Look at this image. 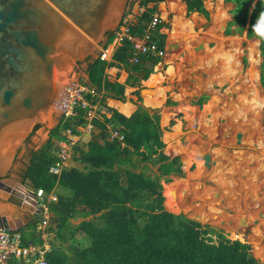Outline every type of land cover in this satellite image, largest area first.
<instances>
[{
    "label": "trees",
    "instance_id": "trees-1",
    "mask_svg": "<svg viewBox=\"0 0 264 264\" xmlns=\"http://www.w3.org/2000/svg\"><path fill=\"white\" fill-rule=\"evenodd\" d=\"M165 1L180 3L178 15L181 17L197 13L209 19L204 7L207 0H142V4H153V7L135 22L133 34L140 35L144 23L157 11L158 4ZM223 2L233 5L232 20L224 34H231L234 26L237 33L245 30L247 39L259 43L258 79L264 88V0ZM163 27L167 25H157L152 41L163 50V58L178 54L176 59L183 62L180 51L184 45L161 34ZM113 38L111 34L104 48ZM130 54V45L124 42L113 52L111 61L98 57L88 64L85 71L88 83L101 93L100 98L89 97L93 103L99 101L102 105L107 97L122 101L126 85L139 86L150 74L161 72L162 59L142 57L140 63L131 65L127 61ZM241 63H245L244 58ZM112 67L117 68V76L123 71L127 73L124 84L106 73ZM135 94L140 98L139 91ZM206 99L203 95L190 102L191 118L201 110ZM108 110L109 118L101 115L90 121L96 131L90 139L74 145L71 160L79 168L65 169L60 176L48 172L56 160L61 131L70 128L78 135V128L86 126V111L80 108L71 118L60 122L47 143L30 159L27 177L35 190L42 189L48 194L58 186L71 193L49 205L56 225L54 240L68 244L64 249L53 245L44 255L47 264H261L253 256L247 239H231L221 229L165 209L162 181L170 183V176L184 179L195 165L182 163L172 150L165 148L159 110L138 105L129 117ZM111 130H116L122 138H110ZM77 216L84 218L77 225V231L64 234L67 222ZM78 233L88 239L87 247L83 248L81 241L76 240Z\"/></svg>",
    "mask_w": 264,
    "mask_h": 264
},
{
    "label": "rangeland",
    "instance_id": "rangeland-1",
    "mask_svg": "<svg viewBox=\"0 0 264 264\" xmlns=\"http://www.w3.org/2000/svg\"><path fill=\"white\" fill-rule=\"evenodd\" d=\"M170 9L167 10L169 16L167 18L168 34L173 41L181 42L185 46L184 49L189 50V53H186V57L189 55L187 57L188 65L181 67L178 61L175 62L178 72L177 76L175 73L177 79L174 81L173 86L176 85V88L174 87L173 91L177 92V89H180L182 93H187L190 96L201 93L207 96V99L199 114H196L194 118H190L191 116L188 115L186 118L188 122L184 125L185 135L180 139L181 144L189 140L196 150L191 154L180 152L181 156L178 155L183 162L195 165L191 171L193 174L189 172L190 174H186L184 179L176 182L171 179V183L175 182L173 184H179L181 190L183 189L180 197H178L180 194L174 191L175 193L172 192L169 199L168 196H165L163 188L165 209L174 214H182L203 225L221 229L231 239L242 241L247 239L251 243L253 256L261 264H264V219L261 220V216L264 214L262 211L264 208V110L253 114L245 105L249 89L247 80L251 77L247 48L249 45H253L258 51V41L247 39L245 30L242 34L237 33L234 26L231 27V34L227 36L224 34L227 24L232 20V16L225 19V6L222 10L220 7L213 10L211 22H203L202 25L196 18L194 22L192 17L187 18L181 23L183 27L181 26L182 30L178 33L172 31L174 20H178V10ZM220 17L221 19H219ZM190 19L193 23V26L191 24L190 26L194 30H188V26H186L189 23L187 20ZM171 31L172 34H170ZM112 43L113 41L109 43V46ZM229 49L239 51V54L237 52L233 55L235 58L239 57V60L232 74L227 73L229 61L226 57H228ZM99 53L96 57L99 56ZM186 57L184 58L186 59ZM242 58L245 59L244 64L241 63ZM259 63L260 57L255 67L256 73ZM85 71L86 69L81 71L78 78L84 77ZM150 79L149 86L152 87L158 82L159 76L152 75ZM257 88L264 96V88L260 85L259 79ZM172 104L167 100L165 106ZM99 115L98 112L95 117L99 118ZM169 117H171V113H167L166 117L162 118L167 122L166 126L168 127L172 121L169 120ZM90 135L84 136V143L90 139ZM198 137L202 139L203 147H199ZM48 139L49 136L34 153L46 144ZM235 157L239 159V164L234 161ZM188 180L193 182L190 187L194 191L192 196L185 194L184 188H187L186 181ZM224 181H230L231 186L236 187L235 189L244 190L242 198L239 196L234 200L232 197L224 199L222 195H231V189L216 191V189H220L219 186ZM180 188L177 192L181 191ZM175 194L176 200L174 199ZM240 201H242L241 204ZM171 202H176V204L172 205ZM183 203L186 205L184 206ZM245 211L254 215L248 222L244 221L243 212ZM196 213L204 216L197 219ZM70 220L65 226L64 234L77 231V225L74 226ZM234 220H237L236 226L233 228L228 226L227 223H232ZM30 229L32 230V227L27 226L21 230L24 238H30L28 233L31 231ZM76 235L79 239L82 238V240L80 239L82 247L89 243L88 239L83 238L80 233Z\"/></svg>",
    "mask_w": 264,
    "mask_h": 264
},
{
    "label": "water",
    "instance_id": "water-1",
    "mask_svg": "<svg viewBox=\"0 0 264 264\" xmlns=\"http://www.w3.org/2000/svg\"><path fill=\"white\" fill-rule=\"evenodd\" d=\"M126 4L0 0V178L28 162L60 124L78 74L99 57ZM32 197L22 200L39 208ZM0 229L10 230L2 216Z\"/></svg>",
    "mask_w": 264,
    "mask_h": 264
},
{
    "label": "crops",
    "instance_id": "crops-1",
    "mask_svg": "<svg viewBox=\"0 0 264 264\" xmlns=\"http://www.w3.org/2000/svg\"><path fill=\"white\" fill-rule=\"evenodd\" d=\"M176 5H178V7H175ZM223 6H225V8H226L224 11L225 12L224 17L226 19L228 16H231L230 11L233 9V5L230 3H224L223 0H207L204 2V7L209 13V19L208 20H206L203 16L198 15L197 13H192L186 18L178 15V20H180L179 25H178L179 29L174 30V25H173L172 31L173 32L177 31V33L180 32L182 30L181 26L183 27V25L181 23L189 17L193 18V22H194V19L196 18L198 23H200V25H202L203 22L204 23L205 22L206 23L211 22L212 11L213 10L215 11L216 8H219V7L222 10ZM151 7H153V4H150L149 8H151ZM180 7H181L180 3L173 2V1H165V2L159 3L157 6V11L161 15L162 23L167 25V27H163L160 30V33L168 36L171 41H173V40L171 39V37L168 34L169 27H168V23H167L168 22L167 18H169V16H168L167 10H169L170 8H173V9L178 10L177 14H179ZM212 7H213V9H211ZM221 14H223V13H221ZM219 19H221V17ZM175 21H176V19L174 20V22ZM187 21H189L188 24H191V25L193 24L191 22V19L187 20ZM192 26H190V29H188V30H191V29L194 30V28H192ZM188 28H189V26H188ZM172 31L170 34L173 33ZM173 42L178 43L179 41L178 42L173 41ZM184 47L185 46H183L180 53L183 55V57H186V53L188 54L189 50H185ZM193 50H194V48H193ZM112 54H113V52L110 54V61H111ZM177 56H178V54L175 55V57L173 56V57L168 58V59L163 58L162 59L163 68H162L161 72H158L155 74H150L146 81H140L139 86L126 85L125 89H124V94H123L124 99L122 101L111 98V97H107V98H105L103 104L99 105L97 112H95L96 116H97V113L99 112L100 115L109 118L111 114H110V111L108 109L115 110L125 117L131 116L135 112V110L137 109L138 105H141V106H144V107H147L150 109H154V108L159 109L160 110V126L163 129L162 141L165 144V148L167 150H172L173 155L176 157H178V155L181 154L180 152H182L184 154L185 153L191 154L194 151H196L193 148V145L190 143L189 140L187 141L185 139L186 140L185 143L181 144L180 139L185 135V130H184L185 126L184 125L187 124V122H188L186 118L188 117V115L191 116V114H193V109L189 106L190 102L191 101H197L201 96H203L201 93L196 94L194 96L193 95L190 96L187 93H185V94L182 93L180 91V89H177V92L173 91L174 87L176 88V85L175 86H173V85H174L175 79H177L176 76H177V72H178V69H177L178 67L176 66V63H175L176 61H178L176 59ZM187 57H186V59L185 58L183 59L184 60L183 62L178 61L179 66L184 67V65L185 66L188 65L187 64L188 63ZM164 70H165V72H164ZM106 73L109 76H111L112 78L117 77V82L120 84H124L127 77H128L127 73L124 71L120 72L119 75L117 76V68H115V67L107 69ZM175 73H176V76H175ZM152 75L153 76L158 75L159 80H158V82H156L154 84V86L150 87L149 86V79ZM77 83L90 86L88 83V79H87L86 74L84 75V77L82 76L81 78H78ZM135 91H139L140 98L137 97V95L135 94ZM143 92H145V93H143ZM167 100L171 101L173 104L165 106ZM203 105H204V103H203ZM165 110H166V112H165ZM201 110H202V108H201ZM200 111L196 114H199ZM167 113H171V117H169V120H172L171 122L174 123V125L171 127L166 126L167 122L162 119V118L166 117ZM181 113H182V116L180 117ZM100 115H99V118L101 117ZM95 132H96L95 130L92 131V133H95ZM90 134L89 133L82 134L79 142L84 143V141H83L85 139L84 136H89ZM188 138H189V136L187 137V139ZM195 138H197V137H195ZM198 141H199L198 142L199 147L200 146L203 147L202 141L201 140H198ZM190 154H189V156H191ZM179 156H181V155H179ZM180 160L182 163L188 164V163L183 162L181 158H180ZM189 161H192V159H189ZM234 161H236V164H239V159L237 157H235ZM79 167H80L79 165H77L72 160H70L67 164L66 169L79 168ZM156 168L157 167L153 168V170H156ZM234 172H237V171H234ZM240 172H239V174L241 175ZM190 173H188V174H190ZM191 174H193V173H191ZM170 178L175 180V182L178 180H182V179H179V178L173 177V176H171ZM175 182H173V183H175ZM162 183H163V185H162L163 188L165 187V185L173 184L171 182L168 184H165L164 182H162ZM186 183H187V188L186 187L184 188V190L186 191L185 194H189L192 196L194 191L190 187L192 186L193 182L191 183L190 180H188V181H186ZM219 187H220V189H216L217 192L218 191L219 192L224 191L226 189L227 190L231 189V193H230L231 195H222V197L224 199L225 198L228 199V198L232 197L234 200V198L238 199L239 196H240V198H242L243 194L245 193L244 190L240 191L239 188L235 189L236 187L231 186L230 181H226V182L224 181L223 183L221 182ZM180 190H181V188H180ZM182 190L180 192H176V193L180 194L178 197L181 196V194L183 192ZM49 195L54 196L56 198V201H57L60 197L66 198V197L71 196V193H70V191L57 186L51 192H49L48 194H45V198L48 197ZM8 196H9V194H7V193L3 194V197L0 200V216L6 218L10 230L18 231L22 235V238L29 243L40 244L39 241H41V245H44L48 251H50L52 249L53 245L58 249H64L66 247V245L68 243H62L60 241L54 240V238H55L54 231H56V227H55L56 225L53 224V222H52L53 214L49 210V205H50V203H52V201L45 202L46 213L44 215L42 214L39 206H38L39 208L34 207L36 214L38 213V218H37V221L35 222V228H34L33 227L34 223L28 224L29 218L31 216L30 215L25 216L24 214H19L18 210L16 209V204L9 202ZM175 200H176V194H175ZM220 200H221V198H220ZM233 200H232V202H233ZM241 203H242V201H240V204ZM175 204H176V202H175ZM183 205L185 206L186 203H183ZM206 206H207V204H206ZM39 209H40V212H39ZM262 211H264V208L262 209ZM195 216L198 219L204 215L202 214V216H201L199 213H196ZM243 216H244V221L248 222L249 220H251L252 216H254V215H250V214H248V211H245V212H243ZM261 217H262L261 220L264 219L263 218L264 214ZM45 218H47L46 224L44 226L45 227V229H44L45 234L43 236H41L39 234L37 228L39 226H41L42 220L44 221ZM83 220H84V218L79 216L77 218H72L70 221L74 226H76L80 222H82ZM85 220H89V218H87ZM234 221L236 222L237 220H234ZM234 221H232V223ZM240 221H242V219H240ZM227 224H230V223H227ZM27 226L32 227V230L30 229L31 231L28 232L30 235V238H24L23 234L21 233V230ZM51 229H52V231H51ZM80 239L82 240L81 237H80ZM80 239H79V237H77L78 242L80 241ZM88 245H89V243H87V245L83 246V248L87 247Z\"/></svg>",
    "mask_w": 264,
    "mask_h": 264
},
{
    "label": "built area",
    "instance_id": "built-area-1",
    "mask_svg": "<svg viewBox=\"0 0 264 264\" xmlns=\"http://www.w3.org/2000/svg\"><path fill=\"white\" fill-rule=\"evenodd\" d=\"M150 4H142V0H127L125 11L120 18L119 25L114 33L113 43L107 48H102L99 53V58L104 61H110V54L126 42L130 45L131 54L128 57V63L135 65L141 62L142 57L163 59V50L157 48V45L152 41L153 32L158 24L162 23L161 15L158 11L153 13L150 19L144 23L140 29V35L133 34L135 22L149 8ZM90 98H100L101 93L97 92L92 86L77 83L70 93L69 102L66 110L60 117V122H65L71 118L75 110L85 109L87 120L84 128H78L80 134H75L70 128L61 131V139L57 144L55 151L56 160L50 166L48 172L55 176H60L62 171L67 168L68 162L71 160L72 149L76 143L80 141L81 135L91 133L93 127L90 121L95 117V112L101 105L98 102L93 103ZM122 137L116 130L110 131V138ZM33 198L36 199L41 212L46 213L45 202L56 201V198L49 195L45 198V193L42 189H37L33 193ZM44 205V206H43ZM47 218L42 220L38 232L41 236L45 234V224ZM44 245L29 243L22 238V235L15 230L0 229V264H47L44 255L47 252Z\"/></svg>",
    "mask_w": 264,
    "mask_h": 264
},
{
    "label": "flooded vegetation",
    "instance_id": "flooded-vegetation-1",
    "mask_svg": "<svg viewBox=\"0 0 264 264\" xmlns=\"http://www.w3.org/2000/svg\"><path fill=\"white\" fill-rule=\"evenodd\" d=\"M39 127L40 124L35 125L33 128L35 130ZM31 157L28 162L21 164L22 167L11 168L5 176L0 178V200L3 197V194H9L8 201L16 204V209L19 214H24L25 216L30 215L31 217L29 218L28 224H35L38 218V213L36 214L34 208L22 200V196L32 197V193H34L35 190L33 183L27 177Z\"/></svg>",
    "mask_w": 264,
    "mask_h": 264
},
{
    "label": "bare ground",
    "instance_id": "bare-ground-1",
    "mask_svg": "<svg viewBox=\"0 0 264 264\" xmlns=\"http://www.w3.org/2000/svg\"><path fill=\"white\" fill-rule=\"evenodd\" d=\"M179 21L180 20H176L174 22V24H173L174 30L179 29L178 28ZM186 26H189L188 29H190V24L187 23ZM233 50H230L228 57H226L227 61H229V66L227 68V73H229V74H232L234 72V69L237 67L238 60H239V57L235 58V56H233L237 52L239 54V51L236 52V50H234V51ZM247 56H248V60H249L250 70H251V72H250L251 77L247 80L249 89L247 90L248 91L247 102H245L246 103L245 105L249 108V110H251V112L253 114H257L259 111L264 110V96H262V94L258 91V88H257L258 87V79H257V73L255 72V67L258 64L259 56H258V51L256 50V48L253 45H249V47L247 48ZM150 80L153 81L152 79H150ZM226 172H228V171H226ZM179 188H180L179 184H177V185H175V184L165 185V187H164L165 196H168L170 199L171 193L174 191L177 192ZM172 196H173V194H172ZM171 203H172V205H175V203H173V202H171ZM234 224H235V221L233 223H230L228 226L233 228Z\"/></svg>",
    "mask_w": 264,
    "mask_h": 264
}]
</instances>
